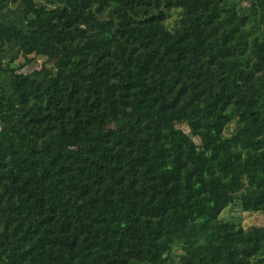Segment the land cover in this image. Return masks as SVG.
Here are the masks:
<instances>
[{"label": "trees", "instance_id": "obj_1", "mask_svg": "<svg viewBox=\"0 0 264 264\" xmlns=\"http://www.w3.org/2000/svg\"><path fill=\"white\" fill-rule=\"evenodd\" d=\"M237 201L264 215V0H0V264H264Z\"/></svg>", "mask_w": 264, "mask_h": 264}, {"label": "rangeland", "instance_id": "obj_2", "mask_svg": "<svg viewBox=\"0 0 264 264\" xmlns=\"http://www.w3.org/2000/svg\"><path fill=\"white\" fill-rule=\"evenodd\" d=\"M246 0H236L239 5L245 4ZM178 15L175 13L171 17V25H176V18ZM43 66L53 69V61H47L44 57L36 58L28 67L24 69L25 73H30L36 69H40ZM181 128L190 133L189 128L186 125H182ZM195 142L201 146L202 142L198 137H194ZM228 226L229 234L233 239L237 240L244 231L251 229L254 226H264V215L262 213L246 212L243 209L242 204L237 201L227 207L218 219L217 228L220 230L222 227ZM184 254V251L179 243L175 244L174 256L180 257Z\"/></svg>", "mask_w": 264, "mask_h": 264}]
</instances>
